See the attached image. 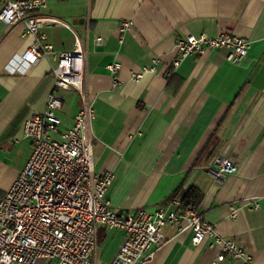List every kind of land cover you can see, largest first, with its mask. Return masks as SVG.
I'll list each match as a JSON object with an SVG mask.
<instances>
[{"label": "crops", "instance_id": "1", "mask_svg": "<svg viewBox=\"0 0 264 264\" xmlns=\"http://www.w3.org/2000/svg\"><path fill=\"white\" fill-rule=\"evenodd\" d=\"M38 13L71 26L42 27L55 53L71 50L76 39L86 51L82 94L53 90L62 100L56 113L61 131L92 106L87 136L94 172L113 174L106 191L111 206L155 210L195 187L204 219L248 251L252 264H264V0H47ZM122 21L131 27L120 40ZM23 31L20 22L0 21V198L32 152L24 121L44 109L52 90L54 56L20 59ZM222 32L249 41L243 60L211 49L172 69L177 37ZM155 60L154 72L132 79ZM114 62L116 83L108 69ZM216 155L237 167L219 182L207 172ZM163 233L162 246L143 264H211L218 251L205 241L193 245L190 230L166 225ZM122 239L118 230L99 226L93 264H111ZM220 264L241 262L226 256Z\"/></svg>", "mask_w": 264, "mask_h": 264}, {"label": "built area", "instance_id": "2", "mask_svg": "<svg viewBox=\"0 0 264 264\" xmlns=\"http://www.w3.org/2000/svg\"><path fill=\"white\" fill-rule=\"evenodd\" d=\"M46 3L47 0H0V21L8 27L19 22L24 25L26 47L20 59L35 63L52 53L55 60L52 90L45 107L29 115L23 124L24 136L32 141V152L0 198V264H34L37 260L43 264H93L99 226L118 230L123 237L111 264H143L162 246L166 225L176 226L178 231L190 230L193 245L205 241L208 247H217L211 264H220L226 256L241 264H252L248 251L219 235L198 208L182 206L181 198L175 197L155 210L142 207L132 213L111 206L106 191L113 174L94 172L92 144L87 136L94 116L92 106H83L73 117L72 126L59 130L61 119L56 112L62 100L53 90L71 88L82 94L86 51L78 39L69 51H53L42 27L48 23L71 26L40 15L38 11ZM130 27L129 21H122L120 40ZM96 42L99 44L101 37ZM249 45L246 38L231 32L177 37V56L171 67L176 68L185 57L211 49H225L226 59L238 63L247 55ZM157 64L155 60L132 79L154 72ZM119 67L118 62L108 66L115 83ZM236 169L232 160L216 155L207 172L219 182ZM230 209V215L235 216L238 206L232 204Z\"/></svg>", "mask_w": 264, "mask_h": 264}, {"label": "trees", "instance_id": "3", "mask_svg": "<svg viewBox=\"0 0 264 264\" xmlns=\"http://www.w3.org/2000/svg\"><path fill=\"white\" fill-rule=\"evenodd\" d=\"M201 197H202L201 192L195 187L191 186L185 191V193L181 198L182 206H191L193 208H198V205L201 201Z\"/></svg>", "mask_w": 264, "mask_h": 264}, {"label": "rangeland", "instance_id": "4", "mask_svg": "<svg viewBox=\"0 0 264 264\" xmlns=\"http://www.w3.org/2000/svg\"><path fill=\"white\" fill-rule=\"evenodd\" d=\"M51 264H55L54 262H51Z\"/></svg>", "mask_w": 264, "mask_h": 264}]
</instances>
